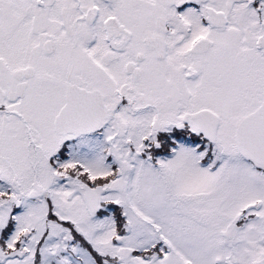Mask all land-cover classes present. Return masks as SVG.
<instances>
[{"label":"snow or ice","instance_id":"obj_1","mask_svg":"<svg viewBox=\"0 0 264 264\" xmlns=\"http://www.w3.org/2000/svg\"><path fill=\"white\" fill-rule=\"evenodd\" d=\"M0 264H264V0H0Z\"/></svg>","mask_w":264,"mask_h":264}]
</instances>
